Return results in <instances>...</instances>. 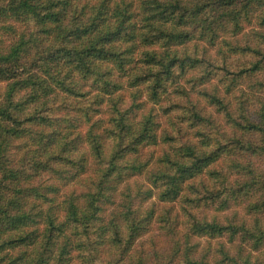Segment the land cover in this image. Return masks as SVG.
I'll return each instance as SVG.
<instances>
[{
	"label": "clouds",
	"instance_id": "obj_1",
	"mask_svg": "<svg viewBox=\"0 0 264 264\" xmlns=\"http://www.w3.org/2000/svg\"><path fill=\"white\" fill-rule=\"evenodd\" d=\"M0 264H264V0H0Z\"/></svg>",
	"mask_w": 264,
	"mask_h": 264
}]
</instances>
